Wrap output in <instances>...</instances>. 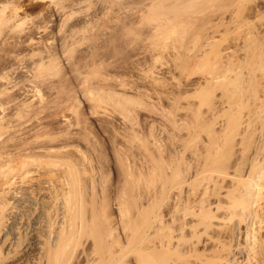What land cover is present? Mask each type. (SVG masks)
<instances>
[{"label": "rangeland", "instance_id": "374dc122", "mask_svg": "<svg viewBox=\"0 0 264 264\" xmlns=\"http://www.w3.org/2000/svg\"><path fill=\"white\" fill-rule=\"evenodd\" d=\"M58 219L70 264H261L264 0H0V264Z\"/></svg>", "mask_w": 264, "mask_h": 264}, {"label": "bare ground", "instance_id": "6f19581e", "mask_svg": "<svg viewBox=\"0 0 264 264\" xmlns=\"http://www.w3.org/2000/svg\"><path fill=\"white\" fill-rule=\"evenodd\" d=\"M21 63V62H20ZM23 64V63H22ZM27 64V63H26ZM29 64V63H28ZM22 66H26V65H22ZM21 65H17L16 67L17 68H15L14 69V72H13V70L11 71V72H13V73H11L12 74V76H13V78L14 77H23L24 75H26L27 74V72L25 71L26 69H24V67H22ZM25 68H27V66L25 67ZM10 74V73H9ZM10 74V75H11ZM12 76H11V78H12ZM14 80V79H13ZM15 81V80H14ZM252 182H255V181H252ZM248 184H249V182H247ZM256 183V182H255ZM255 183H253V185L252 186H254L255 185ZM251 184V183H250ZM258 184V183H257ZM256 184V185H257ZM259 185V184H258ZM257 185V186H258ZM251 186V187H252ZM255 188V187H254ZM251 189V188H250ZM249 189V190H250ZM247 190V189H246ZM255 190H256V188H255ZM243 191V190H242ZM254 191V190H253ZM250 192V191H249ZM252 192V191H251ZM254 193H255V191H254ZM253 193V194H254ZM248 194V193H247ZM246 194V195H247ZM251 194V193H250ZM239 195V194H238ZM252 195V194H251ZM255 195V194H254ZM255 198V197H254ZM249 200H250V198H249ZM249 202H252L251 200L249 201ZM233 204H234V202H233ZM232 204V205H233ZM253 207H255V206H253ZM234 208V207H233ZM77 210V209H76ZM240 211V210H239ZM250 211V210H249ZM242 212V211H241ZM258 212V211H257ZM79 213V212H78ZM77 213V214H78ZM239 214V213H238ZM241 214V213H240ZM248 214V213H247ZM76 215V214H75ZM81 215V214H80ZM244 215V214H243ZM257 215V214H256ZM245 217V216H244ZM251 216H249V218H250ZM64 219V218H63ZM63 219H62V221H63ZM77 219V218H76ZM248 219V218H247ZM260 219V218H259ZM59 220V221H58ZM57 220V222L55 223V224H46V226H45V232H46V242L48 243V245L47 246H49V256H48V260L46 261V259L44 260V261H46L45 263H43V264H57V263H59V262H57V261H60V263L61 264H70V260H71V257H72V255H73V253L75 252V248H78V247H76V245H77V240L80 238V234H83V233H80V227H81V232L82 231H84V230H86V229H84L86 226H85V224H79V222L78 223H70L69 224V222H68V226H70L69 227V232H68V234H67V230H65L64 229V231H66V235L65 234H63L64 236H61L60 235V233H61V231H59V230H62V226H65L64 224L61 226V224H62V221H60V219H58ZM66 220V219H65ZM246 220V219H245ZM67 221V220H66ZM72 222V221H71ZM76 222H77V220H76ZM262 222V221H261ZM83 223H85V222H83ZM238 223V222H237ZM72 224V225H71ZM94 224V223H93ZM190 224V223H189ZM240 224V223H239ZM249 224V223H248ZM139 225H141V224H139ZM143 225V224H142ZM110 226V225H109ZM124 226V225H123ZM130 226V225H129ZM148 226V225H147ZM247 226V230H246V234H247V237L248 236H251L252 235V229H250L249 227H248V225H246ZM62 227V228H61ZM67 227V226H66ZM65 227V228H66ZM105 227V226H104ZM141 227V226H140ZM232 227V226H231ZM259 227V226H258ZM15 227H10V226H8L7 228H5V230H4V236L5 237H7V236H14L15 237V239H17V238H19L17 235H18V231L16 230V229H14ZM117 228V227H116ZM122 228V227H121ZM128 228V227H127ZM127 228H126V230H127ZM145 228H147V227H145ZM149 228V227H148ZM239 228H241V227H239ZM260 228V227H259ZM84 229V230H83ZM105 229V228H104ZM115 229V228H114ZM125 229V228H124ZM255 228H253V230H254ZM25 231H26V229H24ZM119 230H120V228H119ZM146 230V229H145ZM150 230V229H149ZM151 230H152V227H151ZM156 230V229H155ZM186 230V229H185ZM232 230H234V229H232ZM236 230H238V229H236ZM256 230V229H255ZM87 232V231H86ZM91 232H92V230H91ZM119 232V231H118ZM235 232V231H234ZM242 232V231H241ZM85 233V232H84ZM115 233V232H114ZM161 233V232H160ZM233 233V232H232ZM239 233V232H238ZM91 234V233H90ZM93 234V233H92ZM111 234V233H110ZM147 234V233H146ZM234 234V233H233ZM29 235H30V239L29 240H26L25 242H24V244H23V248H22V252L20 253V256L18 257V258H16V259H14V262H18L19 264H27L26 262L27 261H30V264H37L38 263V261H40V259H41V256L44 254V246H42L41 245V240H40V237L38 236V232H37V234L35 233V229H33V230H31L30 232H29ZM86 235V234H85ZM84 235V236H85ZM117 235V234H116ZM145 235V234H144ZM158 235V234H157ZM171 235H172V233H171ZM83 236V235H82ZM83 236V237H84ZM119 236H120V234H119ZM131 236V235H130ZM148 236V235H147ZM237 236V235H236ZM255 236V235H254ZM83 237H81V238H83ZM90 237V236H89ZM94 237V236H93ZM143 237V236H142ZM145 237H146V235H145ZM235 237V236H234ZM108 238H111V237H109L108 236ZM249 238V237H248ZM254 238V237H253ZM257 238V237H256ZM255 238V239H256ZM90 239V238H89ZM117 239V238H116ZM119 239H120V237H119ZM145 239V238H144ZM144 239H142L143 240V243H144ZM147 239V238H146ZM250 239V238H249ZM248 239V240H249ZM80 240V239H79ZM124 240H126L125 238H124ZM123 240V241H124ZM262 240V239H261ZM81 241V240H80ZM79 241V242H80ZM109 241V240H108ZM153 241H155V240H153ZM158 241H160V240H158ZM171 241V240H170ZM175 241V240H174ZM177 241V240H176ZM251 241H253V240H251ZM258 241V240H257ZM90 242V241H89ZM121 242H122V240H121ZM136 242V241H135ZM164 242V241H163ZM162 241H161V243L163 244V245H165L164 243H163ZM248 242V241H247ZM259 242V241H258ZM257 242V243H258ZM264 242V241H263ZM46 243V244H47ZM110 243V242H109ZM122 243H124V242H122ZM142 243V242H141ZM140 243V244H141ZM165 243H166V241H165ZM179 243V242H178ZM249 243H250V240H249ZM254 243H256V242H254ZM261 243V242H260ZM93 244V243H92ZM152 245L153 243H147V245ZM162 244H161V246H162ZM167 245H168V243H166ZM246 244V243H245ZM253 244V243H252ZM111 245V244H110ZM123 245V244H122ZM154 245V244H153ZM159 245H160V243H159ZM158 245V246H159ZM171 245V244H170ZM249 245V244H248ZM255 246H256V244H254ZM261 245V244H260ZM79 246V245H78ZM109 246V245H108ZM139 246V245H138ZM138 246L137 247H135L136 249L138 248ZM146 246V245H145ZM157 245L155 246V247H158ZM173 246V245H172ZM81 247V246H80ZM114 247H115V244H114ZM119 247V246H118ZM121 247V246H120ZM133 247V246H132ZM144 247V246H143ZM142 247V248H143ZM154 247V246H153ZM153 247H151L150 246V248H153ZM165 247V246H164ZM168 247V246H167ZM166 247V248H167ZM235 247V246H234ZM263 247H264V245H263ZM81 248H83V247H81ZM148 248V247H147ZM149 248V249H150ZM170 248V247H169ZM96 249V248H95ZM136 249H133L132 248V254H133V251H134V256L132 255V257H129V259L130 258H132L131 260L132 261H130V260H128L129 261V263L131 262V264H157V263H164V261L162 260L163 259V257H164V255L160 252H150L149 250H148V252H144V248H143V250H141V251H139L140 249H138V250H136ZM262 249V248H261ZM261 249H259V248H255L254 249V254H256V256H258L259 258H260V260L261 261H259V262H261V264H262V262H263V264H264V250H261ZM90 250V249H89ZM114 250V249H113ZM117 250V249H116ZM135 250H136V252H135ZM147 250V249H146ZM155 250H156V248H155ZM239 250V249H238ZM78 251V249L76 250V252ZM92 252H93V250H91ZM103 251V250H102ZM118 251H119V249H118ZM131 251H129V252H131ZM138 251V252H137ZM165 251V250H164ZM232 251V250H231ZM75 252V253H76ZM166 252V251H165ZM229 252V251H228ZM240 252V251H239ZM242 252V251H241ZM240 252V253H241ZM85 253V252H84ZM91 253V252H90ZM90 253H88L87 255H90ZM128 253V252H127ZM180 253V252H179ZM230 253V252H229ZM228 253V254H229ZM232 253H233V251H232ZM64 254V257H61L62 255ZM92 254V253H91ZM165 254V253H164ZM172 254V253H171ZM184 254V253H183ZM187 254V253H186ZM228 254H226V255H228ZM253 254V255H254ZM76 255V254H75ZM75 255H73L74 257H76ZM94 255V254H93ZM126 254H121L120 252L118 253V252H116L115 253V250L114 251H110L109 250V252L106 254V255H101V257L99 258V260H97V261H99V263L98 264H119V263H121L120 261H122L123 259L124 260H127L128 258H124V256H125ZM130 255V254H129ZM166 255V254H165ZM233 255V254H232ZM81 256V255H80ZM91 256V255H90ZM100 256V255H99ZM180 256V255H179ZM182 256V255H181ZM234 256V255H233ZM237 256V255H236ZM249 256V255H248ZM74 257H72V258H74ZM128 257V256H127ZM228 257V256H227ZM231 257V256H230ZM235 257V256H234ZM251 257V256H250ZM255 257V256H254ZM77 258V257H76ZM233 258V257H232ZM236 258V257H235ZM44 259V258H43ZM79 260H80V258H78ZM95 259V258H94ZM175 259H176V257H175ZM174 259V260H175ZM180 259H181V257H180ZM224 259V258H223ZM230 259V258H229ZM249 259V258H248ZM74 260V259H73ZM96 260V259H95ZM122 261V263L121 264H124V262L125 261ZM171 260V259H170ZM170 260H168V262L170 261ZM177 260V259H176ZM235 260V259H234ZM26 261V262H25ZM91 261V260H90ZM251 261V260H250ZM43 262V261H42ZM78 262V261H77ZM94 262H96V261H94L93 260V263ZM156 262V263H155ZM168 262H165V264H171L172 262V264H175L174 262L175 261H170L169 263ZM179 262V261H178ZM186 262H187V260H186ZM41 262H39L38 264H40ZM59 263V264H60ZM72 263V262H71ZM76 263V262H75ZM80 263V262H79ZM97 263H95V264H97ZM74 264V263H73ZM125 264H127V261L125 262ZM178 264V263H177Z\"/></svg>", "mask_w": 264, "mask_h": 264}]
</instances>
